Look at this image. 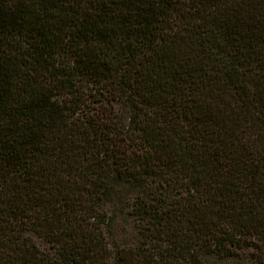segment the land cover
<instances>
[{
    "label": "trees",
    "instance_id": "trees-1",
    "mask_svg": "<svg viewBox=\"0 0 264 264\" xmlns=\"http://www.w3.org/2000/svg\"><path fill=\"white\" fill-rule=\"evenodd\" d=\"M0 264H264V0H0Z\"/></svg>",
    "mask_w": 264,
    "mask_h": 264
}]
</instances>
